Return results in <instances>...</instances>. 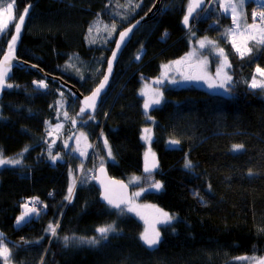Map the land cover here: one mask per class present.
Masks as SVG:
<instances>
[{"label":"trees","instance_id":"trees-1","mask_svg":"<svg viewBox=\"0 0 264 264\" xmlns=\"http://www.w3.org/2000/svg\"><path fill=\"white\" fill-rule=\"evenodd\" d=\"M156 1L13 0L16 20L31 7L14 50L29 67L9 69L5 84L12 87L0 98V158L20 161L0 165V239L10 264H236L241 257L264 255V88L250 87L254 78L264 81L256 71L264 70V44L241 57L229 40L231 18L216 0L196 14L190 31L183 24L190 0H162L154 19L124 47L96 113H84L88 123L79 127L97 141L95 148L107 142L112 178L128 185L140 179L137 189L147 190L140 204L173 217L159 227L156 246L140 240L143 226L133 214L100 202L87 171L75 182L79 157L64 153L52 161L46 153L47 125L56 123L55 108L64 99L60 92L72 91L39 70L89 94L104 75L118 35ZM13 26L0 36V59ZM192 35L223 49L231 77L226 94L164 86L163 102L146 112L141 90L190 52ZM41 81L46 88L37 86ZM72 108L67 104L71 115L82 108L77 97ZM147 135L150 140L142 139ZM234 144L243 149L233 152ZM149 149L156 166L146 172ZM55 151L62 152L61 146ZM149 160L151 165V155ZM70 185L74 192L66 199ZM24 203L39 215L16 226ZM49 224L58 225L55 236ZM108 225L115 230L103 239L96 229ZM93 238L96 244L87 243Z\"/></svg>","mask_w":264,"mask_h":264},{"label":"rangeland","instance_id":"rangeland-1","mask_svg":"<svg viewBox=\"0 0 264 264\" xmlns=\"http://www.w3.org/2000/svg\"><path fill=\"white\" fill-rule=\"evenodd\" d=\"M216 1L219 4V6L221 4H227L229 2V0H216ZM233 2H235V0H233ZM7 3L14 4L13 0H0V10L6 9ZM251 3H255L257 6H254L253 8L250 9L249 6ZM258 3H259V0H245V5L243 9L240 10L239 15H238V24L233 23V16H232L231 10L226 11L225 8L220 6V11L223 14L231 18V28L230 29H235L237 32L236 35H233L229 32V40L232 45H233L234 40L237 46H240L241 48H243L245 41H246L247 45L251 47V50H252V46L254 45H262V43H259L261 39L260 29L264 28V25L260 23V19H257V16L253 17L252 15L253 11L258 9ZM249 14H251L252 20L249 19V16H250ZM17 21L18 19L16 20V17H15V20H13L12 24L15 25V22ZM12 24L9 25V28ZM13 27H14L13 29L15 33V26ZM245 30L249 32L251 35H254L256 39L253 40L249 37H242L241 35H239L240 32H243ZM191 38H194V42L193 41L191 42V49L189 53H194V54L189 56V53H188L182 60H180V63H175L174 65H171L167 69V71L163 74V76H161V79L152 80L149 84H147L146 89L143 87V89L141 90V93L145 94L146 96L145 101L148 102L149 106H154L155 104H157V103L152 102L153 100H156V99L159 100V103L163 102L164 97L161 92V87H164V86H168V87L193 86V87L207 90L212 93L215 92V93H225L226 94L225 89L218 87V85L224 81L225 73L229 76L228 61H227L228 66H225L223 68V71L220 73L219 76L217 75L218 69L224 63L225 55L224 57H221L218 54V50L220 48H218L217 44H215L214 42L211 45L206 44L204 48H201L200 41L205 40V39L195 40L196 37L194 35H192ZM17 43H18V40L16 41L15 49H16ZM234 49L236 50L235 47ZM8 73L9 72H7V74ZM258 75L261 76L260 74ZM256 81H259V80H256ZM41 82H43L46 85L44 81H41ZM165 82L166 84L164 85ZM210 83L217 85V86L210 88L209 87ZM228 83H230V81L225 82L224 87ZM41 88H44V87H41ZM60 94H62L64 99H60L56 105V108H55L56 123L47 125L46 135L48 139L46 140L49 143L47 144L48 146L46 147V153L51 154L52 161L62 160V158L65 156V155L63 156L64 153H72L73 156L79 157L81 161L83 162H82V166L78 167L76 170V178H74L76 179L75 182H79L80 178L84 176L86 171H87L86 176L88 177L89 181L93 182L91 177L92 175L95 174V171L100 166H106L107 162L109 160H112V153L111 155H109V152H111V150L108 145L106 146L105 143H101V146H100L101 148H99L100 150L95 148L96 140L92 142L89 139L88 135H86V133L82 131V129H79L81 125L84 124L83 126H86V124L88 123L82 119V116L84 113H86V111L84 113H81L80 111L81 109H80L78 110L77 115H71L70 114L71 111L67 110V104H68V107H70L71 110H73L72 105L73 103H75L76 95L73 92H70V93L60 92ZM65 113H67V116H65ZM73 121H75V123H73ZM57 145L61 146L62 152L55 151ZM103 147L105 148V152L102 150ZM81 153H83V155H81ZM89 163L92 164V167L88 169L87 164ZM149 164H150V160H149ZM6 166H13V164H5L3 167H6ZM154 168H152V170ZM86 176H84L83 178H85ZM139 183H140V179H137V178L129 182V185L134 188V191L132 192V200L130 204V207L134 208V211H128L129 207H126L124 209H126L129 214H133L136 218L140 220L143 226L142 233H144L145 230L147 229L149 234H152L153 230L158 231L160 226L167 225L170 222L168 223L161 222L163 218L156 211V209L140 204L139 199L147 190L144 188L137 189V187L139 186ZM74 188L72 191V195L74 192ZM137 192L140 193L139 196L134 195V193H137ZM93 193L98 194V191L94 189ZM24 205H27L28 208H31L29 204L24 203L21 206L20 215L26 211ZM137 213H139V215H137ZM36 217H37L36 214L30 213L29 217L26 218V222L31 221L33 218H36ZM26 222H23L20 225L16 224V226H21L22 224H25ZM0 241L2 240L0 239ZM2 242L4 243V246L8 248L5 241H2ZM249 258H255V260L237 259L236 264H256V262L259 261L260 259H264V255L261 257H249ZM0 260L4 264L3 260L2 259Z\"/></svg>","mask_w":264,"mask_h":264},{"label":"snow or ice","instance_id":"snow-or-ice-1","mask_svg":"<svg viewBox=\"0 0 264 264\" xmlns=\"http://www.w3.org/2000/svg\"><path fill=\"white\" fill-rule=\"evenodd\" d=\"M202 3H203V0H198V2L196 4H194V5L190 3L189 8H188V13L183 18V24L185 25V27H189L190 18L192 16V13L195 11L196 8H199ZM244 5H245V0H235V2H233V0H229V2L227 4H221L220 6L225 8L226 11L231 10V13H232V16H233V23H237L238 24V15H239L240 10L243 9ZM30 7H31L30 5L28 7H26L24 9L23 14L19 15L18 21L15 22V25H14L15 26V34H13L11 36V40L8 43V53L5 54L3 62H0V86H5L4 81H5V78L7 76V72L9 70V68L11 67L10 60L14 58L13 53H14V50H15V44H16V41L19 38V34H20V31H21V28H22V26L24 24L25 18H26L27 14H28V11H29ZM252 15H253V17L258 16L260 18V23L262 25H264V0H259L258 9L253 11ZM13 20H15L14 4L13 3H7V8L4 9V10H0V36L7 34L9 25L12 24ZM90 31H91V29H90ZM128 31H131V29H128ZM128 31L122 32L120 34V41L117 42V49H119L120 44L124 41V38L127 36ZM229 32L231 34H233V35L237 34L235 29H230ZM239 35H241L242 37H249V38H251L253 40L256 39V37L254 35H251L246 30L243 31V32H240ZM260 37H261V39H260L259 43L264 44V28L260 29ZM206 44L211 45V44H213V41L207 40V38L205 40L200 41V47L201 48H204ZM233 47L236 48V51L241 55V57H243L245 54H247L248 52L251 51V47L247 45L246 41H245V44H244L243 48H241L240 46H237V44L235 43V40H234L233 41ZM193 54L194 53H189V56H191ZM218 54L221 57H224L223 49H219L218 50ZM115 55L116 54L114 52L113 53V58L115 57ZM136 58L139 59L140 57L137 56ZM175 63H180V61H176ZM225 66H228L226 57H224V63L221 65V67L217 71V75L218 76L223 71V68ZM165 67H167V66H165ZM109 71H111V61H109ZM256 71L261 76H264V70H261L260 68H257ZM189 78H191V77H189ZM230 80H231V77L228 76L225 73L224 74V81L221 82L218 85V87L224 88L225 82L230 81ZM106 82H107V76H105L104 82H102L100 87L96 89V91L93 93L92 97L86 99V101H85L86 107L88 106L87 100H91L92 101V107H94L95 97L99 94L100 90L104 87V83H106ZM157 82H159V81H157ZM6 86L7 87H12V85H10V84H8ZM37 86L38 87H46V85L43 82H40ZM215 86H217V85H214V84H211V83L209 84L210 88L211 87H215ZM250 87H252V88H258V87L259 88H264V81H261V82L258 83L255 80V78H254L252 83H251V85H250ZM225 91H227L226 88H225ZM152 102L158 104L159 100L156 99V100H153ZM148 107H149V104L146 101L145 102V111L146 112L148 110ZM80 111H81V113H84L85 112V108H81ZM65 116H67V113H65ZM89 119H91V117H89ZM73 123H75V121H73ZM58 127H59V125H58ZM144 132L145 133H150V129H144ZM142 139L150 140L151 137H150V135H148V136L142 137ZM169 143L175 145V144L178 143V141L172 140ZM105 144L107 146V142H105ZM242 149H243V145L242 144H234L232 146V151L233 152H237V151H240ZM25 151H27V149H25ZM81 155H83V153H81ZM109 155H111V152H109ZM150 155L153 158V163H151V165H149V156ZM18 163H20L19 160H7V159L0 158V165H5V164H13V165H15V164H18ZM155 166L156 165L154 163V153H151V150L149 149V152L145 153V171L146 172H150L152 170V168H154ZM185 167L186 168H191V162L188 161L187 159L185 161ZM252 174L253 173L250 171L249 175H252ZM153 186L157 190H159L162 187V185L160 183H158V182L155 183ZM72 187H73L72 185L69 186V196L66 197V199H70L71 198ZM120 187L124 188L126 186L121 185ZM134 195L135 196H139L140 193L137 192V193H134ZM103 199L106 200L108 202V204L112 205L113 207H116V208L120 207V203L115 202L108 195L107 189L105 190V194L103 195ZM24 207H25L26 211L24 213H22L19 217H17V220H16V224L17 225H20L21 223L26 222V218L29 217L30 213H34L36 215H39V212H38V210L36 208H34V207L33 208H28L27 205H24ZM128 211H134V208L129 207ZM156 211L163 218V220L161 221L163 223H168V222L171 221V219H173V217L169 216V214L167 212H163L160 209H156ZM137 215H139V213H137ZM56 227H58V225L54 226L53 224H49L47 230L50 231L53 236H55L56 235ZM114 230L115 229L113 228L112 225H108L106 227H100V228L96 229V231L100 234V237L103 238V239H107V234L109 232L114 231ZM159 238H160V233L158 231L153 230V233L149 234L147 229L140 236V240L145 245H147L149 248H152L155 245H157L160 242ZM64 240L66 242L65 246H67V241L69 240V238L65 237ZM97 242L98 241H97L96 238H93V239L87 241V243L93 244V245L96 244ZM10 257H11V253H10L9 249L6 246H4V243L2 241H0V259L3 260L4 264H10ZM239 259L255 260V258H249V257H241ZM256 264H264V259H260L259 261L256 262Z\"/></svg>","mask_w":264,"mask_h":264},{"label":"water","instance_id":"water-1","mask_svg":"<svg viewBox=\"0 0 264 264\" xmlns=\"http://www.w3.org/2000/svg\"><path fill=\"white\" fill-rule=\"evenodd\" d=\"M197 2H198V0H190V3L193 5L196 4ZM209 2H210V0H203V3L200 5V7L196 8L195 11L192 13V16L190 18V22L192 19L195 18L197 13H203L206 10ZM161 3H162V0H157L148 14H146L142 18L138 19L135 23H133L131 26L127 27L125 30L122 31V32H126V31H128V29H131V31H128V34L124 38V41L120 44L119 49H117V42L120 41V34L122 32L118 35L116 42H115L114 49H113V51H112V53H111V55L107 61V65H106L104 75H103L102 79L100 80V82L98 83V85L95 87V89H93L89 94L83 95L76 88H74L72 85H68L62 79L47 76L41 70H39V71L42 73V75L44 77L56 80V81L60 82L61 84H63L65 87H67L70 91H72L76 95L81 107L85 108V111L88 113V115L93 116L96 113L103 96L106 94V92L110 86L112 77L114 75L116 64H117V62H118V60H119V58H120V56L124 50V47L131 41L133 34L135 33V31L138 28H140L142 25H144L147 22L154 19L156 14L161 9ZM184 27H185V25H184ZM190 28L191 27L189 25V27H185V30L190 31ZM114 52L116 55L113 58ZM7 53H8V46L6 48L5 53L1 57L0 62H3L4 56ZM13 56H14V58L10 60L11 67L9 69L13 68L14 66H19L20 68L29 67L24 61L18 59L15 51L13 53ZM109 61H111V71H109ZM34 69H38V68H34ZM105 76H107V82L104 83V87L100 90L99 94L95 97L94 107H92V101L91 100H87L88 106L86 107V105H85L86 99L92 97V95L96 91V89L100 87L102 82H104ZM4 84H5V81H4ZM5 89H6V84H5V86H0V98H1V95ZM95 175H96V177L94 180V185H95L96 190L98 191L99 200L103 205H105L106 207H109L110 209H112L114 211H120L126 207H129V205L131 203V198H132V191H131L130 186L126 182L112 178L109 175L106 166L99 167L95 171ZM121 185H124L126 187L121 188L120 187ZM106 189L108 191V195L115 202L120 203L119 208L113 207L112 205L108 204V202L106 200L103 199V195L105 194Z\"/></svg>","mask_w":264,"mask_h":264},{"label":"built area","instance_id":"built-area-1","mask_svg":"<svg viewBox=\"0 0 264 264\" xmlns=\"http://www.w3.org/2000/svg\"><path fill=\"white\" fill-rule=\"evenodd\" d=\"M93 178H94V175H92L91 179H93Z\"/></svg>","mask_w":264,"mask_h":264},{"label":"flooded vegetation","instance_id":"flooded-vegetation-1","mask_svg":"<svg viewBox=\"0 0 264 264\" xmlns=\"http://www.w3.org/2000/svg\"><path fill=\"white\" fill-rule=\"evenodd\" d=\"M101 167V166H100ZM107 167V166H106Z\"/></svg>","mask_w":264,"mask_h":264}]
</instances>
